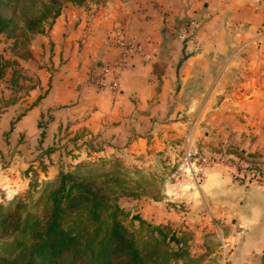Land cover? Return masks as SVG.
<instances>
[{"label": "crops", "instance_id": "0c3cea01", "mask_svg": "<svg viewBox=\"0 0 264 264\" xmlns=\"http://www.w3.org/2000/svg\"><path fill=\"white\" fill-rule=\"evenodd\" d=\"M86 8L65 7L30 40L35 82L0 105V202L27 186L30 166L43 165L47 180L101 158L139 169L173 162L179 172L183 152L199 151L219 159L200 186L188 177L167 184L161 201L139 200L138 214L157 224L186 219L205 235L214 228L208 213L222 224L232 264H264V186L238 180L222 160L264 163V4L105 0ZM189 23L193 39L179 41ZM117 38L137 51L112 89Z\"/></svg>", "mask_w": 264, "mask_h": 264}, {"label": "trees", "instance_id": "16d2710c", "mask_svg": "<svg viewBox=\"0 0 264 264\" xmlns=\"http://www.w3.org/2000/svg\"><path fill=\"white\" fill-rule=\"evenodd\" d=\"M88 1L0 0V35L14 39L11 51L17 58L30 59V40L54 22L62 3L83 7ZM13 64L0 57V78ZM138 175L133 179L120 161L102 158L40 184L36 171L28 169L30 189L24 198L0 205V264L192 262L183 242L177 247L168 242V226L129 217L119 207L125 193L130 199L151 194L142 188L153 180Z\"/></svg>", "mask_w": 264, "mask_h": 264}, {"label": "rangeland", "instance_id": "374dc122", "mask_svg": "<svg viewBox=\"0 0 264 264\" xmlns=\"http://www.w3.org/2000/svg\"><path fill=\"white\" fill-rule=\"evenodd\" d=\"M98 1V2H97ZM91 0L84 4L83 7H87L86 9L92 8L94 5L98 3H103L105 0ZM74 6L76 8H80V6H76L71 2H63L61 5V10L68 6ZM90 10V9H89ZM49 27V26H48ZM46 26V29L48 28ZM30 44V43H29ZM28 44V51L30 53V59L22 60L17 58L12 51L11 48L14 45V39L9 38L7 35H0V57L2 59L14 62L12 67L5 69L4 75L0 78V105L1 106H9L10 102H12L16 97L26 96L28 91L32 87V84L35 82V78L33 77L35 70L33 67V56L29 49ZM3 65V63H1ZM32 66V70L30 67ZM33 73V75H32ZM1 108V107H0ZM72 148L69 149V152H72ZM93 162L92 160H84L83 162ZM96 161V160H95ZM120 161V160H118ZM121 162V161H120ZM123 164V162H121ZM124 165V164H123ZM125 166V165H124ZM35 167L34 170L37 173V183H43L51 180L43 179L42 176L38 173L39 171L44 169L43 165H35L30 166L24 170V176L28 169ZM67 171H70L75 167L74 164L70 163L67 165ZM130 171V176L134 178H138L139 174H143L145 179L151 181L153 180V184L149 187H143L142 190H146L150 192V195L136 197L134 199H130L122 202L121 209L126 212L129 217L137 216L139 218L140 214H138L139 210V200H143L145 198L151 201H161L164 198V192L167 184H174V182L182 180L185 176L179 171H176V166L171 162V164L162 165L158 163L155 159L154 163L147 164L146 167H142L141 169L135 166H125ZM259 171H263V167L258 168ZM137 171V172H136ZM177 172V173H176ZM31 175V174H30ZM29 175V176H30ZM27 178V177H26ZM27 186L19 190L14 196L10 197L8 201L0 202V205L8 206L9 204L15 203L16 200L24 198L26 192L30 189L29 188V179L27 178ZM185 187V186H183ZM41 189L39 186L38 189ZM188 189H184V193L187 192ZM126 198L130 197L128 194L125 193L124 195ZM156 197V200L155 198ZM122 198V197H121ZM138 202H135L137 201ZM179 212H185V206L182 204L177 205ZM208 215V221L211 225L214 226L212 232H207L205 235L201 232H196L193 228H190L189 225H186V219H181L177 222L173 223H150L151 225H164L169 227V235L173 232V230H177V237L178 239L184 243L186 251L189 256L188 264H232V262L228 259V251L227 248L222 243V224L218 220L212 219L211 216ZM142 219V218H141ZM143 220V219H142ZM145 221V220H144ZM147 222V221H146ZM137 225V223H134ZM192 225L191 223H189ZM218 224V225H217ZM221 224V225H220ZM197 240L201 243H198ZM182 244V243H181ZM174 247H177L171 244ZM181 246V245H180ZM176 264H183L182 261H178ZM187 264V263H186ZM239 264H254L250 261H246Z\"/></svg>", "mask_w": 264, "mask_h": 264}, {"label": "built area", "instance_id": "2783aa9c", "mask_svg": "<svg viewBox=\"0 0 264 264\" xmlns=\"http://www.w3.org/2000/svg\"><path fill=\"white\" fill-rule=\"evenodd\" d=\"M264 4V0H259ZM264 23V19H263ZM191 23L183 26L182 30L177 35L179 41H190L193 39V31L191 30ZM115 46L120 51V56L118 58V71L113 75L111 88H118V78L119 73L122 71L128 64L130 56L137 51V47L133 43H128L121 38L115 40ZM110 68L104 66L101 68L99 74L96 76V79L99 84L103 85L105 77L108 75ZM222 160L230 161L229 166L236 168V178L245 183H256L257 185L264 186V163L257 161L255 159L246 158L245 161L239 162V164L233 162L231 158ZM219 159L214 158L210 155L204 154L199 151H189L186 149L183 152L182 163L179 168V171L195 185L199 187L202 181L204 180L205 170L218 163ZM263 167V171H259L258 168Z\"/></svg>", "mask_w": 264, "mask_h": 264}, {"label": "water", "instance_id": "95a60500", "mask_svg": "<svg viewBox=\"0 0 264 264\" xmlns=\"http://www.w3.org/2000/svg\"><path fill=\"white\" fill-rule=\"evenodd\" d=\"M155 68H160V66L158 65ZM168 242L170 244L175 245V246H180L181 245V241L177 237V230L176 229L173 230V232L169 235Z\"/></svg>", "mask_w": 264, "mask_h": 264}]
</instances>
